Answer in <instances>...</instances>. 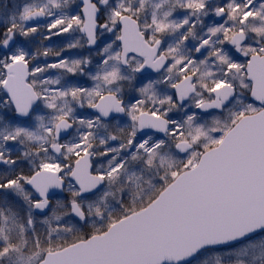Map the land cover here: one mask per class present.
<instances>
[{"label": "snow or ice", "instance_id": "6c2138e0", "mask_svg": "<svg viewBox=\"0 0 264 264\" xmlns=\"http://www.w3.org/2000/svg\"><path fill=\"white\" fill-rule=\"evenodd\" d=\"M0 264H264V0H0Z\"/></svg>", "mask_w": 264, "mask_h": 264}]
</instances>
